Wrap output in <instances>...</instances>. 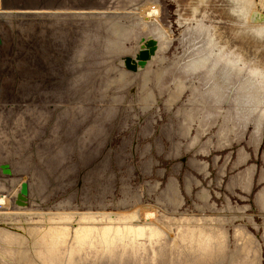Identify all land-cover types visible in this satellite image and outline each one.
I'll list each match as a JSON object with an SVG mask.
<instances>
[{"label":"bare ground","instance_id":"6f19581e","mask_svg":"<svg viewBox=\"0 0 264 264\" xmlns=\"http://www.w3.org/2000/svg\"><path fill=\"white\" fill-rule=\"evenodd\" d=\"M157 1L0 0V13L4 12L14 22V30L10 26L1 28L0 50L3 45L11 43L15 30L27 29L34 23L38 25L52 12L58 13L48 22L49 44L53 51L58 52L57 45L62 43L58 39L56 42L55 38L60 37L63 25L75 21L80 26L78 40L70 43L68 67L59 65L56 71L53 68L52 76H47L52 80L48 87L42 82L40 91L26 94V114L17 112L9 117L10 125L2 122L0 140L13 137L14 129L19 127L23 146L30 144L37 151L38 148H49L53 153L49 158L52 161L43 159L48 164H57L63 156V149L73 146L70 141L63 145L61 134L75 135L76 146L87 147L93 139H99L104 119L111 116L108 110L113 107L110 105H101L92 113L91 108L97 109L96 104L90 106L86 101L97 100L95 92L101 90L103 96L110 87L126 91L136 79L139 89L136 100L143 106L152 102L154 86L158 93L166 90L167 97L171 96L174 101L185 91L192 95V99L187 100L198 107L189 108L188 116L176 115V127L170 129L173 133L186 136L192 120H196V134L216 123L218 140L227 143L231 133L237 138V124L241 132L250 125L253 128L251 138L255 135L258 141L264 128V57L259 53L247 56L244 48L231 45L215 24L206 21L204 11L182 32L181 41L188 46L187 53L178 63L176 55L173 60H167L163 44L168 36L156 22L159 14ZM231 1V10L236 16V36L247 35L261 43L264 40L263 0H258L260 8L256 0ZM72 12H83L85 17L73 19L70 17ZM89 13H93L90 18ZM150 39H158V48L141 67L135 54L138 46ZM128 54L136 63L129 60L124 66L122 57ZM112 59L122 66L112 64ZM151 61L155 62L154 68L149 64ZM98 63L102 64L96 66L98 70L95 72L92 71L95 67L87 66ZM67 74L69 77L62 81ZM216 79L228 86L223 89L225 95L218 94L220 89L216 87ZM80 88L83 90L79 93ZM114 94L117 96L116 92ZM242 98L249 100L246 105L239 102ZM253 98L261 101L253 105ZM223 105L227 106L225 112ZM7 114L0 115V120H5ZM97 115L100 116L98 119L95 118ZM85 119V127L75 130L76 125ZM45 120H48V133L37 145L33 136L42 133ZM168 131L167 137L170 136ZM2 146L5 147V143ZM177 147L178 144L173 142L170 149L176 151ZM8 152L10 149L7 148L0 152L3 154L1 158L4 153L6 158ZM251 174L252 168L243 175L234 176L231 182L247 189ZM28 186L30 188V183ZM137 195L132 196L134 202ZM197 196L204 199L203 192ZM156 200H165L171 208L180 204L181 198L173 180L169 179ZM6 201L9 207L0 209V264H260V245L255 235L241 224H232V243L228 245L223 223L231 216L227 218L216 211L174 215L160 209L157 214L153 208L141 211L140 206L139 209L122 207L114 211L89 207L77 210L63 207L66 201L47 211H22L14 209L11 197L0 193V203ZM256 201L262 210L260 236L264 245V193L256 197Z\"/></svg>","mask_w":264,"mask_h":264},{"label":"rangeland","instance_id":"374dc122","mask_svg":"<svg viewBox=\"0 0 264 264\" xmlns=\"http://www.w3.org/2000/svg\"><path fill=\"white\" fill-rule=\"evenodd\" d=\"M256 1L260 8L258 0ZM157 3L159 14L156 22L164 35L168 36V40L165 39L163 44V53L167 60H173L176 55L178 63L187 53L188 46L185 47L181 41L182 32L204 11L207 15L206 21L215 24L231 45L237 44L244 48L247 56L259 53L264 57V40L260 43L256 38L247 35L236 36V16L231 10V0H158ZM0 15V30L3 26H10L14 30L11 18L6 17L4 12ZM56 15L58 13L52 12L38 25L34 23L27 29L15 30L11 43L1 47L0 115L3 117L4 113L8 114L5 120H0V124L5 121L3 125H10L9 117L17 112L25 115L26 94L29 91H40L42 82L44 87H48L52 81L50 77L53 68L56 71L59 65L66 67L69 64L70 43L78 40L80 26L75 21L63 25L60 39L55 38L56 42L62 43L57 45L58 52L53 51L47 31L48 22ZM91 15L93 13H89L88 17ZM70 17L80 20L85 17V13L72 12ZM40 34L43 36L40 37ZM157 48L158 39H150L138 46L135 57L140 66L146 64ZM122 60L124 66L129 60L136 63L130 54L122 57ZM110 61L114 65L122 66L114 59ZM101 64L87 66L92 69L95 67L92 70L95 72L98 70L96 66ZM149 64L151 68L155 67V62L151 61ZM68 77L69 74L63 77L62 81ZM194 82L197 85V79ZM102 90L105 91V88ZM118 90L121 89L107 88V94L103 96L99 90L95 92L98 101H86L90 106L96 104L97 109L89 106L92 113L98 111L101 105L113 107L108 110L111 116L104 119L102 131L97 139L99 141L93 139L87 147L79 148L76 146L77 136L61 134V143L65 145L70 141L73 146L63 149V156L57 164L44 161L43 158L52 161L49 158L53 153L49 152V148H38L37 151L30 144L23 146L19 127L14 129L13 137L1 138L0 152H4L5 148L10 149V152L6 158L5 153L3 158L0 153V193L11 197L14 209L19 208L22 211H47L66 201L63 207H73L77 210L89 207L114 211L122 207L139 209L140 206L141 211L147 212L153 208L157 214L160 209L174 215L179 212H220L227 218L231 216L230 220L223 223L225 230L227 229V244L232 243L231 225L245 226L257 238L261 254L259 261L264 264V245L260 236L262 210L256 201V197L264 193V128L261 129L262 133L260 132L257 141L255 135L251 138L252 126L249 125V129L245 128L241 132L237 124V138L231 133L230 141L226 143L218 140L216 123L206 131L196 134V120H192L186 136H179L170 129H175V111L185 104L189 91H185L166 106V90L158 93L154 86L152 103L143 106L136 100V93L139 92L136 79L128 85L126 91L124 89L117 94ZM122 94L124 96L119 98ZM77 96L78 94L74 99ZM223 106L225 112L227 106ZM99 117L95 116L97 119ZM85 125L86 119L80 121L75 130L78 131ZM41 127L42 133L33 136L37 145L44 141V136L48 133V120H45ZM166 130L170 131L169 137L165 135ZM173 142L178 144L176 151L170 149ZM4 143L5 147L2 146ZM250 168L251 182L247 189L231 182L234 176L243 175ZM169 179L176 184L181 198L176 208H171L165 200H156L166 188ZM200 192L204 193V199L197 196ZM134 194H138L135 202L132 197ZM7 205V201L0 203V209L9 207Z\"/></svg>","mask_w":264,"mask_h":264},{"label":"flooded vegetation","instance_id":"af4514ba","mask_svg":"<svg viewBox=\"0 0 264 264\" xmlns=\"http://www.w3.org/2000/svg\"><path fill=\"white\" fill-rule=\"evenodd\" d=\"M187 28V27H186ZM185 28V29H186ZM184 29V30H185ZM183 30V31H184ZM200 31H201V29H200ZM203 31V30H202ZM205 32V31H204ZM203 37H205L206 39H207V36L206 35H202ZM207 53H208V51H207ZM216 80H218V79H216ZM171 87H172V85H171ZM217 89H220L219 91H218V94H221V95H225V93L226 92H224L223 91V89H227V85L223 82V81H219L218 80V82H217ZM187 99H192V95L189 93V96H188V98ZM253 100L254 101H252L253 102V105L255 104V102H260L261 101V99H260V101L258 100V99H256V98H253ZM166 106H169L171 103H172V101H174L173 100V98L171 97V96H169V97H167L166 98ZM247 101H249V100H245V99H240L239 100V102L241 103V104H244V105H246L247 104ZM152 103V102H151ZM150 103H147V104H145L144 106H147V105H149ZM191 106V107H190ZM198 107V105H196V104H194V103H189L188 102V100H186V102H185V104H182L179 108H180V110H179V108L175 111V115H178V116H183V117H185V116H188L187 115V113H188V111H189V108L190 109H196ZM247 108V107H246ZM199 111V110H198Z\"/></svg>","mask_w":264,"mask_h":264}]
</instances>
